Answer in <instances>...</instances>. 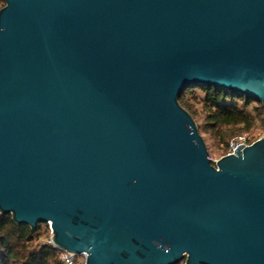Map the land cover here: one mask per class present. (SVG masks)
<instances>
[{
	"label": "water",
	"instance_id": "water-1",
	"mask_svg": "<svg viewBox=\"0 0 264 264\" xmlns=\"http://www.w3.org/2000/svg\"><path fill=\"white\" fill-rule=\"evenodd\" d=\"M3 2L0 213L83 264H264V136L213 159L179 103L264 112V0Z\"/></svg>",
	"mask_w": 264,
	"mask_h": 264
},
{
	"label": "trees",
	"instance_id": "trees-1",
	"mask_svg": "<svg viewBox=\"0 0 264 264\" xmlns=\"http://www.w3.org/2000/svg\"><path fill=\"white\" fill-rule=\"evenodd\" d=\"M0 1L1 7L4 2ZM179 103L192 115L200 134L213 131L224 139L228 130L242 131L232 139L257 123L264 124V112L258 100L212 85H188ZM199 117L203 122L198 121ZM230 139L223 147V155L227 153ZM42 224L31 230L27 224L14 223L10 214L0 213V264H62L58 248L50 242H36Z\"/></svg>",
	"mask_w": 264,
	"mask_h": 264
},
{
	"label": "rangeland",
	"instance_id": "rangeland-1",
	"mask_svg": "<svg viewBox=\"0 0 264 264\" xmlns=\"http://www.w3.org/2000/svg\"><path fill=\"white\" fill-rule=\"evenodd\" d=\"M2 2L0 1V5ZM197 108H200L199 105H197ZM198 121H202V118L199 117ZM203 122V121H202ZM203 127V126H201ZM242 131H238V129H234L232 132L229 130L225 133L224 139L220 137V135L216 134L213 131H207V132H201V135L205 141L208 154L213 159H218L220 156L223 155V147L225 146L226 142L237 133H240ZM249 136L250 138H259L264 136V124L257 123L254 127L250 128L249 130L243 131ZM40 229V235L36 239V242H50L51 239V230L47 223H43ZM176 264H184V260L182 259Z\"/></svg>",
	"mask_w": 264,
	"mask_h": 264
},
{
	"label": "built area",
	"instance_id": "built-area-1",
	"mask_svg": "<svg viewBox=\"0 0 264 264\" xmlns=\"http://www.w3.org/2000/svg\"><path fill=\"white\" fill-rule=\"evenodd\" d=\"M254 140H250V137L247 136L246 133L239 134L233 137L232 139H230L228 143L227 153H232L235 151L237 146L248 145ZM47 224L49 225V222ZM84 258H85L84 253H72L65 250H60L59 252V259L62 264H83Z\"/></svg>",
	"mask_w": 264,
	"mask_h": 264
}]
</instances>
